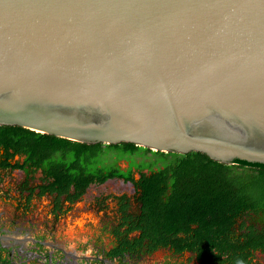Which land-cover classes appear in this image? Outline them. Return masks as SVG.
<instances>
[{"label": "water", "instance_id": "95a60500", "mask_svg": "<svg viewBox=\"0 0 264 264\" xmlns=\"http://www.w3.org/2000/svg\"><path fill=\"white\" fill-rule=\"evenodd\" d=\"M0 126L264 164V0H0Z\"/></svg>", "mask_w": 264, "mask_h": 264}, {"label": "trees", "instance_id": "16d2710c", "mask_svg": "<svg viewBox=\"0 0 264 264\" xmlns=\"http://www.w3.org/2000/svg\"><path fill=\"white\" fill-rule=\"evenodd\" d=\"M148 156L157 159L148 161ZM15 157L18 160L13 162ZM122 160L129 163L125 173L118 167ZM11 169L39 171L46 184L42 192L68 201L79 198L92 184L113 178L132 182L137 188L134 200L141 204L136 228L153 247L171 244L176 252L186 248L200 257L204 251L234 252L235 235L246 230V221L264 228V164L235 160L226 165L200 153L165 154L128 143L86 145L0 126V170ZM133 171L139 180H133ZM126 218L133 219L130 214ZM251 228L247 229L250 240L259 247L263 238L258 234L264 232Z\"/></svg>", "mask_w": 264, "mask_h": 264}, {"label": "flooded vegetation", "instance_id": "af4514ba", "mask_svg": "<svg viewBox=\"0 0 264 264\" xmlns=\"http://www.w3.org/2000/svg\"><path fill=\"white\" fill-rule=\"evenodd\" d=\"M16 160L17 157L13 162ZM128 166L129 163L126 168H122L118 163L122 173ZM14 170L21 171L24 179L18 185L19 198L9 204L0 198V264H237V261L240 264H264V233L258 234L263 241L256 247L247 230L251 226L252 231L260 233L264 232V228L262 230L260 224H250L249 221L245 222L246 230L235 235L238 242L232 241L236 246L234 252L204 251L200 257L197 252L186 248L176 252L171 244L153 247L150 239L143 237L142 231L136 228L141 208V204L134 200L137 188L123 178L109 180L120 181L123 185L129 183L131 194H102L89 209L96 212L97 222L92 223L85 216L86 222L82 221L77 228L67 230L64 218L66 206L67 209L72 207L84 194L68 201L64 196L57 197L45 190L42 192L41 188L44 189L46 184L41 181L39 171L26 173L20 169L0 170V181L3 174ZM133 172L137 178H134ZM133 172V180H139L140 175ZM143 172L147 173L146 170ZM37 173L39 184L32 186L30 182ZM70 193H73L72 189ZM45 196L51 199L48 214L40 216L37 222L26 218L34 212L33 199ZM125 209L126 215L130 214L133 219L126 218ZM193 229L191 226V231ZM180 237L186 240L185 236Z\"/></svg>", "mask_w": 264, "mask_h": 264}, {"label": "rangeland", "instance_id": "374dc122", "mask_svg": "<svg viewBox=\"0 0 264 264\" xmlns=\"http://www.w3.org/2000/svg\"><path fill=\"white\" fill-rule=\"evenodd\" d=\"M109 161L111 162L110 155L107 157ZM148 161L156 160L157 158H153L151 156L146 157ZM136 160L139 162L142 160L141 157H137ZM119 165L122 168H126L128 165V162L126 160H122L119 162ZM134 178H137V175L135 172H133ZM39 173L35 174L33 177V181L30 182V185L35 186L39 184ZM24 176L23 173L19 170H14L13 172L9 171L6 172V174L2 175L1 181H0V198H3L6 200V204H9L10 201L14 200L15 198H19V189L18 185L23 182ZM132 187L129 183H125L124 185L122 183L117 182L116 180H109L106 181L104 184L99 186H90L85 191L84 195L81 197L77 203L72 205V207H69L64 214V218L67 221L66 228L73 229L77 228L80 224H82V221H85V216H87L88 221L95 223L97 222V218L95 216V213L92 211H89V209H92V204L95 199L100 197L102 194L105 196L110 194H131ZM51 199L47 196L42 198H34L32 201V204L35 206L33 208L34 212H31L27 215L26 218L37 222L39 220L40 216L42 217L45 214H48V212L51 209L50 205ZM6 204L4 206H6ZM1 209V207H0ZM81 217V218H80ZM63 219V217H62ZM86 222V221H85ZM76 226V227H75Z\"/></svg>", "mask_w": 264, "mask_h": 264}, {"label": "clouds", "instance_id": "9594fccd", "mask_svg": "<svg viewBox=\"0 0 264 264\" xmlns=\"http://www.w3.org/2000/svg\"><path fill=\"white\" fill-rule=\"evenodd\" d=\"M237 264H240V262H239V261H237Z\"/></svg>", "mask_w": 264, "mask_h": 264}]
</instances>
